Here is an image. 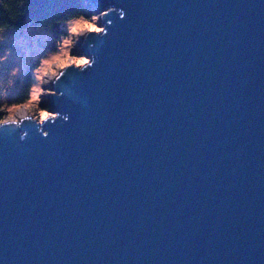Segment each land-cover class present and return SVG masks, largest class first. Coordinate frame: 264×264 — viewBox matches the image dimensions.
I'll use <instances>...</instances> for the list:
<instances>
[{
  "label": "water",
  "instance_id": "water-1",
  "mask_svg": "<svg viewBox=\"0 0 264 264\" xmlns=\"http://www.w3.org/2000/svg\"><path fill=\"white\" fill-rule=\"evenodd\" d=\"M84 2L69 121L0 128V264H264V0Z\"/></svg>",
  "mask_w": 264,
  "mask_h": 264
},
{
  "label": "clouds",
  "instance_id": "clouds-1",
  "mask_svg": "<svg viewBox=\"0 0 264 264\" xmlns=\"http://www.w3.org/2000/svg\"><path fill=\"white\" fill-rule=\"evenodd\" d=\"M112 11L114 9L90 16L84 15L83 12L66 15L61 25L65 31L57 34L53 41L54 47L39 57L38 62L31 68V76L20 93L21 100L15 103L7 102L6 93L16 86V81L21 76V68L20 66L4 68L12 55V50L7 48L0 52V69L7 75L6 80L0 79V113H3L0 116V128L19 129L25 122H31L36 126L37 132L47 139L48 133L43 131L45 126L53 125L61 119L64 123L69 121L67 115L61 118V114L51 111L49 106L41 105L46 98L57 96L52 87L63 76L60 72L71 69L83 74L95 66L94 57L74 55L73 52L82 39L86 40L89 37L102 39L109 34L107 28L110 23L106 26L99 25ZM119 15L121 19L125 16L123 11ZM6 40L7 37H0V44H4ZM25 92L27 99L23 98ZM26 136L27 133H22L20 140H25Z\"/></svg>",
  "mask_w": 264,
  "mask_h": 264
},
{
  "label": "trees",
  "instance_id": "trees-1",
  "mask_svg": "<svg viewBox=\"0 0 264 264\" xmlns=\"http://www.w3.org/2000/svg\"><path fill=\"white\" fill-rule=\"evenodd\" d=\"M78 12H83L86 16L92 15L85 8L84 0H0V28H17L26 24L47 28L52 33L50 48H53L57 34L65 31L61 26L65 16ZM28 79L27 74L26 83ZM23 98H27L26 92ZM20 100L19 93L15 102Z\"/></svg>",
  "mask_w": 264,
  "mask_h": 264
},
{
  "label": "rangeland",
  "instance_id": "rangeland-1",
  "mask_svg": "<svg viewBox=\"0 0 264 264\" xmlns=\"http://www.w3.org/2000/svg\"><path fill=\"white\" fill-rule=\"evenodd\" d=\"M0 37H7L6 42L0 44V52L7 48L12 50V55L9 57L7 64L4 65V68L15 66H20L21 68V76L17 79L16 86L6 93V100L11 104L15 103L17 95L21 93L26 84L25 75L28 74L30 77L31 68L38 62L39 57L51 49L52 33L47 28L26 24L17 28H0ZM73 54L79 55L77 47ZM6 78V73L3 69H0V79L6 80ZM41 99L43 98L41 97ZM2 115L3 113H0V116Z\"/></svg>",
  "mask_w": 264,
  "mask_h": 264
}]
</instances>
